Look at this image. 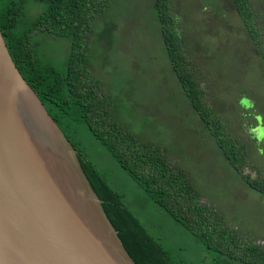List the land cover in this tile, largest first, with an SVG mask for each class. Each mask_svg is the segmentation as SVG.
Wrapping results in <instances>:
<instances>
[{
    "label": "rangeland",
    "instance_id": "374dc122",
    "mask_svg": "<svg viewBox=\"0 0 264 264\" xmlns=\"http://www.w3.org/2000/svg\"><path fill=\"white\" fill-rule=\"evenodd\" d=\"M170 4L177 35L180 25L190 67L199 73L207 103L249 146L248 159L264 172V63L246 28L230 0H170ZM254 5L263 17L264 0H255ZM91 24L85 55L92 77L115 97L114 118L138 142L159 148L173 166L184 170L200 201L210 205L213 221L264 247V195L240 178L200 125L171 69L152 0H108ZM35 39L38 54L63 70L70 40L47 34ZM79 142L147 228L159 229L157 235L174 259L207 264L193 236L181 227L172 231L161 226L163 219L141 188L102 147L91 138ZM247 172L255 175L253 170Z\"/></svg>",
    "mask_w": 264,
    "mask_h": 264
},
{
    "label": "trees",
    "instance_id": "16d2710c",
    "mask_svg": "<svg viewBox=\"0 0 264 264\" xmlns=\"http://www.w3.org/2000/svg\"><path fill=\"white\" fill-rule=\"evenodd\" d=\"M230 3L264 63V16L257 15L255 0ZM107 4L108 0H0V31L19 72L77 151L81 167L125 249L136 264H187L174 259L160 241L159 229H148L127 205L125 194L89 159L80 140L91 138L102 147L141 188L163 219L161 226L172 231L181 227L193 236L207 264H264V247L213 221L210 205L200 201L184 170L173 166L159 148L138 142L114 118L115 97L92 77L85 55L91 22ZM152 6L171 69L200 125L240 178L264 195V172L248 159L249 146L236 138L218 109L206 101L199 73L190 67L180 25L177 35L170 0H152ZM43 34L70 40L63 70L38 54L35 36ZM245 95L253 105L250 94Z\"/></svg>",
    "mask_w": 264,
    "mask_h": 264
},
{
    "label": "water",
    "instance_id": "95a60500",
    "mask_svg": "<svg viewBox=\"0 0 264 264\" xmlns=\"http://www.w3.org/2000/svg\"><path fill=\"white\" fill-rule=\"evenodd\" d=\"M0 264H136L1 31Z\"/></svg>",
    "mask_w": 264,
    "mask_h": 264
}]
</instances>
